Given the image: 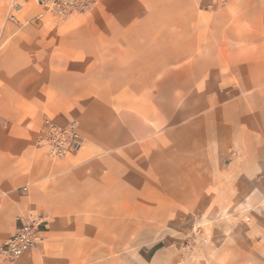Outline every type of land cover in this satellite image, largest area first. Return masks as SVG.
<instances>
[{
  "label": "crops",
  "instance_id": "1",
  "mask_svg": "<svg viewBox=\"0 0 264 264\" xmlns=\"http://www.w3.org/2000/svg\"><path fill=\"white\" fill-rule=\"evenodd\" d=\"M10 1L0 244L22 220L42 221L43 239L0 264H172L199 209L246 208L248 176L262 196L264 0H97L57 25L37 0H19L27 24L6 19ZM47 118L77 121L83 146H38ZM263 236L248 254L240 232L233 264H264Z\"/></svg>",
  "mask_w": 264,
  "mask_h": 264
},
{
  "label": "rangeland",
  "instance_id": "2",
  "mask_svg": "<svg viewBox=\"0 0 264 264\" xmlns=\"http://www.w3.org/2000/svg\"><path fill=\"white\" fill-rule=\"evenodd\" d=\"M96 1L97 0L94 1L91 9ZM12 3H19V0H11L8 5L9 9ZM215 4L220 6L225 5L219 3L218 0H215ZM90 10L84 15H72L67 19H56L51 16V19H53L45 23L57 25L63 24L69 20H79L85 17ZM16 14L17 20H12L9 13L6 19L27 24L28 21L21 15L23 11L20 13L18 11ZM137 20L138 17H135V22H137ZM251 167L252 164H250V161H247V168ZM236 169H238V167ZM247 180L246 199L248 201V206L246 208L226 207L199 209L198 214H195L196 218L193 219L191 223H186L183 226L184 230L180 234L179 239L176 241L173 240L172 243L168 244V248L170 246L169 250H172L173 253L177 248H182L179 256H175L172 252L168 251V253H172L170 257H167L168 260L171 259V261H173L172 264H174V260H177L176 264H233L235 262V256L233 254L239 242L240 232L243 233L244 229H246L247 253H254L256 243H260L262 234H264V223L261 224V222H259L256 224V217H264V181L262 185V196L260 194L256 196V191L253 186L254 182H250L249 176ZM217 196L216 193L215 199H219ZM233 196L234 195H232L231 198H235ZM256 199L263 200V203L259 202L255 204ZM240 225H243L245 228L240 230Z\"/></svg>",
  "mask_w": 264,
  "mask_h": 264
},
{
  "label": "built area",
  "instance_id": "3",
  "mask_svg": "<svg viewBox=\"0 0 264 264\" xmlns=\"http://www.w3.org/2000/svg\"><path fill=\"white\" fill-rule=\"evenodd\" d=\"M95 0H37L43 6L44 11L38 15L43 19L50 15L56 19H67L72 15H84L92 7ZM225 4V0H218ZM10 18L17 20L16 12L20 10L19 3H12ZM37 144L44 147L51 156L62 157L69 152L79 150L84 144L77 121H70L64 125L55 122L51 118L44 121V130L37 138ZM42 221H21L16 232L5 242L0 244V257L14 260L29 251L40 241Z\"/></svg>",
  "mask_w": 264,
  "mask_h": 264
}]
</instances>
